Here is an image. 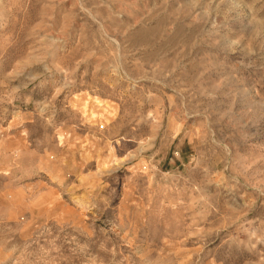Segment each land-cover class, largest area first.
Listing matches in <instances>:
<instances>
[{
    "label": "rangeland",
    "instance_id": "374dc122",
    "mask_svg": "<svg viewBox=\"0 0 264 264\" xmlns=\"http://www.w3.org/2000/svg\"><path fill=\"white\" fill-rule=\"evenodd\" d=\"M0 264H264V0H0Z\"/></svg>",
    "mask_w": 264,
    "mask_h": 264
}]
</instances>
